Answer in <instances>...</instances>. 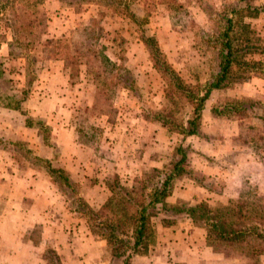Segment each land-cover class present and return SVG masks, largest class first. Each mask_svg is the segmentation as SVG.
<instances>
[{"label": "rangeland", "instance_id": "obj_1", "mask_svg": "<svg viewBox=\"0 0 264 264\" xmlns=\"http://www.w3.org/2000/svg\"><path fill=\"white\" fill-rule=\"evenodd\" d=\"M34 1L33 32L37 38L67 44L80 38L77 30L94 19L102 29L99 42L103 52L116 66L127 70L134 85L132 91L110 86L101 96L96 94L107 117L83 113L82 124L94 139L91 145H82L72 117L76 110L92 103L90 77L81 74L73 77L71 84L63 61L48 53L51 48L30 45L25 39L27 32L21 35L20 30V41L8 55L15 30L1 20V15L9 14H0L1 100L23 99L19 111L0 104V264H108L107 247L95 245L99 255L87 256L82 245L81 232L91 233L81 201L87 203L80 195H108L104 183L114 178L124 187L137 186L141 180L148 181L149 187L148 179L155 175L152 169L164 172L176 145L185 150L187 174L175 182L166 200L168 206L198 202L232 206L241 194H250L249 198L264 205V144L248 142L253 139L249 126L263 133L264 139V76L250 72L244 82L212 91L204 103L196 136L167 134L144 118L174 108V118L180 121L190 108L185 101L174 106L166 102L165 80L153 68L142 37L155 41L188 91L200 93L215 71L217 35L224 30L237 0H170L167 7L160 4L164 0H91L78 7L66 0ZM254 1L258 0H251L252 5ZM178 4L181 11L175 8ZM247 20L264 47V23L251 27ZM31 37L37 41L35 35ZM26 55L27 60L22 57ZM30 55L34 57L30 59ZM247 60L254 63L253 71L264 72V52L250 54ZM28 61L32 62V81L27 86ZM236 104L245 107V119L232 120L229 109ZM45 162L64 170L70 186H63L59 179L53 183ZM47 189L54 194L47 199L46 210L51 214L46 215L44 225L53 213L64 219L62 203H67L76 218L85 221L78 222L79 228L51 231L38 224L36 215L29 219L22 214L20 208L30 204L31 190ZM174 221L163 226L152 218L153 235L147 253L132 259L131 264H253L232 248L212 252L204 245L203 229L189 220ZM63 234L70 239V247L64 246L66 251L61 244ZM257 261L264 264V255Z\"/></svg>", "mask_w": 264, "mask_h": 264}, {"label": "trees", "instance_id": "obj_2", "mask_svg": "<svg viewBox=\"0 0 264 264\" xmlns=\"http://www.w3.org/2000/svg\"><path fill=\"white\" fill-rule=\"evenodd\" d=\"M88 1L91 0H66L68 4L76 7ZM169 1L164 0L160 4L167 7ZM35 4L34 0H0V14L5 11L9 14L8 17L1 15V20L15 30L11 42L8 43V55H11V48L20 41L18 37L20 30L21 35L27 32L25 39L30 45L39 43L45 49L51 48L48 53L53 59L63 61V69L67 72L70 82L73 77L77 78L81 74L87 78L90 77L91 82L89 81L88 84L94 91L92 103L89 107L84 105L76 110L72 117L78 141L84 146H89L94 137L88 134L90 129L83 125L85 119H81V116L89 112L99 117L107 114V111L102 110H105L104 107L99 108L102 103L95 98L96 94L101 96L110 86H121L132 91L134 82L125 68L116 66L103 52V46L99 42L102 29L94 19L77 30L80 38L68 41L67 44L60 45L62 43L60 41L37 38L33 32L36 19L32 7ZM232 6L230 17L225 20L224 30L219 36L217 35L215 71L210 75L200 93L188 91V87L164 60L155 41L149 37H142L153 68L165 80L166 102L174 106L185 101L190 108L187 117L180 121L174 118V108L164 109L160 113L144 117L164 129L167 134L196 136L200 129L204 103L212 91L244 82L250 77V72L256 76H264L261 69L255 68L253 71L254 63L247 60L250 54L264 52V47L255 32L245 22L247 19L257 18L264 12V5H252L251 0H237ZM175 8L181 11L182 5L178 4ZM130 16L133 17V15ZM34 35L37 41L31 39ZM212 43L214 44V39ZM34 55H30L29 58L32 59ZM22 57L25 60L28 58L27 55ZM1 66L0 63V68ZM31 66V61L26 62L27 86L32 81V76H29L32 72ZM2 80L4 76L0 69V81ZM25 92L22 90V94ZM1 98L0 96V104L4 108L20 110L22 98L13 102L12 98H9L8 103H4ZM95 110L97 112L94 113ZM109 110L112 112V109ZM229 110L232 112V120L245 119L244 110L246 109L240 104L232 105ZM248 129L253 136V139L248 142L253 145L261 142L264 144L263 133L256 132L251 126ZM185 159V150L182 146L176 145L172 148L164 172L152 169L155 175L154 178L148 179L149 187L148 181L145 180L138 181L137 186L124 187L117 178H114L111 181H105L108 196L98 208L91 209L81 201L86 211L84 214L89 219L88 230L91 235L105 242L110 264H131L132 257L147 253L153 235L152 218H156L163 226L173 224L175 218L189 220L192 225L203 229L205 246L212 252L222 251L219 250L220 248H232L233 252L253 260V264H257V259L264 255V205L249 198L250 194H241L232 206H210L205 202L167 205L166 200L171 195L175 182L187 174L183 166ZM45 163H47L45 164L46 173L53 183L57 184L56 180L59 179L63 186H70L69 178L64 170L51 167L48 162Z\"/></svg>", "mask_w": 264, "mask_h": 264}, {"label": "crops", "instance_id": "obj_3", "mask_svg": "<svg viewBox=\"0 0 264 264\" xmlns=\"http://www.w3.org/2000/svg\"><path fill=\"white\" fill-rule=\"evenodd\" d=\"M261 4L262 5L264 4V0H258L256 2L254 1V5H261ZM247 22L250 23L251 27H253V25L256 24V23H260L261 26H262L263 23H264V12H262L258 16V18L249 19V20H247ZM257 26H259V25H257ZM52 193L54 194V192H52L50 190H48V191H46V190H44V191L31 190V192L29 194L30 204L25 206V207H23V208H20V211L22 212V214L24 216H26V217L29 216V219H32V217L36 215V220H37L38 224H41L47 230L57 231V230H63V228L67 229V230H69L70 228L76 230L77 228H79L80 225L77 226V224H79L78 222L81 221L80 223H84L85 221L83 219L76 218V216H75L76 213H74L75 210L74 209H70L67 206V203H62L63 207L65 208V210H64V212H65L64 219H59L60 216L59 215L56 216L53 213V215H50L48 217L47 225H44V223H46L45 222V219L47 218L46 215L47 214H51L49 209L46 210V206H47V203L49 202V201H47V199L51 198V194ZM80 196L83 197V199L87 203L88 207H90L91 209H96L103 203V201L105 200V198L108 195L101 192L100 198H97V197L96 198H90L89 194H87V193L86 194L82 193ZM58 198H60V197H58ZM59 212L60 211H56L57 214ZM78 216H80V215H78ZM81 234L83 235V239H81L82 242H83L82 245L85 244L84 247H85V249L87 251V254H88L87 256H90V255L98 256L99 255V252L95 251L93 249V247H95V245H98V246H100L103 249L106 248L105 242L102 239H96L94 236H92L91 234H89L87 232L84 233V234L81 232ZM62 236H63V243L61 242L62 246L64 247V246L67 245L68 248H69L70 247L69 235L66 238L64 237V234ZM203 242H204V239H203ZM72 244H74V243H72ZM204 245H205V243H204ZM72 246H75V244L72 245ZM65 248L66 247H64V249ZM65 251H66V249H65ZM135 258H140V257L139 256L132 257V259H135ZM89 261L90 260H87L85 262L88 263ZM185 262H187V260H185ZM104 263L102 262V264H104ZM93 264H97V263L93 262ZM108 264H110L109 261H108Z\"/></svg>", "mask_w": 264, "mask_h": 264}]
</instances>
